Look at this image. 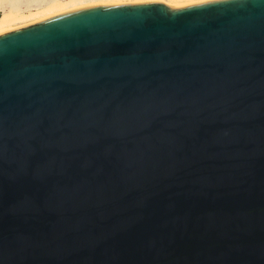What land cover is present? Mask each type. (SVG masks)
Returning a JSON list of instances; mask_svg holds the SVG:
<instances>
[{
    "label": "water",
    "instance_id": "1",
    "mask_svg": "<svg viewBox=\"0 0 264 264\" xmlns=\"http://www.w3.org/2000/svg\"><path fill=\"white\" fill-rule=\"evenodd\" d=\"M0 264H264V0L0 34Z\"/></svg>",
    "mask_w": 264,
    "mask_h": 264
},
{
    "label": "bare ground",
    "instance_id": "2",
    "mask_svg": "<svg viewBox=\"0 0 264 264\" xmlns=\"http://www.w3.org/2000/svg\"><path fill=\"white\" fill-rule=\"evenodd\" d=\"M47 1V2H46ZM44 5H41L36 11H29L26 14L18 11L20 0H0V10L2 15L0 16V34L24 27L32 24H36L55 16L66 14L88 5L93 2H101L102 0H66V1H56V0H46ZM107 1V0H104ZM111 1V0H109ZM115 1V0H113ZM180 0H171L170 5H175ZM188 0H182V2ZM25 2V1H24ZM199 1H194L191 4H196ZM40 3V2H39ZM42 3V2H41ZM169 3V2H168ZM181 3V2H180ZM8 6V8H6ZM95 6V5H92ZM20 7V6H19ZM89 7V6H88ZM23 22L18 28L13 26L15 23ZM26 22V23H24Z\"/></svg>",
    "mask_w": 264,
    "mask_h": 264
},
{
    "label": "rangeland",
    "instance_id": "3",
    "mask_svg": "<svg viewBox=\"0 0 264 264\" xmlns=\"http://www.w3.org/2000/svg\"><path fill=\"white\" fill-rule=\"evenodd\" d=\"M20 1H21L20 4H19L20 7L17 6L18 7L17 9H18V11H21V12H23L25 14L27 12H29V11H32V12L36 11L35 9H37L41 5H44L47 2L46 0H20ZM56 1L63 2V1H66V0H56ZM146 1H157V2L163 3V4H165L166 6H169V7H181V6L189 5V4L193 3L194 1L205 2V1H208V0H188V1H184V2H182V0H180L175 5H170L171 0H115V1H113V0H111V1L102 0L101 2H93V3H90L88 5H84L83 7H88V6H92V5L133 4V3H141V2H146ZM199 2H197V3H199ZM6 8H8V6ZM1 15H2V11L0 10V16ZM24 23H26V22H24ZM22 24H23V22H18V23H15L13 26L18 28Z\"/></svg>",
    "mask_w": 264,
    "mask_h": 264
}]
</instances>
